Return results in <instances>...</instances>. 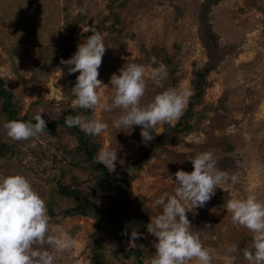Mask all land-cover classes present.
<instances>
[{"label": "rangeland", "instance_id": "rangeland-1", "mask_svg": "<svg viewBox=\"0 0 264 264\" xmlns=\"http://www.w3.org/2000/svg\"><path fill=\"white\" fill-rule=\"evenodd\" d=\"M110 1L0 0V79L13 96L18 117L31 119L43 110L42 118L51 123L72 109L75 114L96 115L109 124L103 134L90 139L97 147L96 153L101 147L117 148L115 171L105 169L110 173V182L124 186L137 201L135 207L136 204L126 200L129 209L127 217L121 218L125 227L122 242L125 251L138 248L143 253L142 264L155 253L156 238L146 229L150 217L159 211L152 207V201L161 192H173L169 175L177 170L192 171L188 157L212 151L217 158L216 166L229 174H238L239 183L232 188H217L203 207L190 209L187 218L194 230L201 232L204 246L215 250L213 264H248L239 253L235 259L224 255L226 245L237 242L239 248H244L252 237L247 229L231 222L223 203L233 195L248 192L264 199V0H220L211 6L210 24L219 46L213 54L215 65L203 77L197 103L190 107L192 95L174 124L190 110L187 115L190 128L166 136L159 146L158 137L174 126L163 124L151 141L142 142L140 126H133L131 131L111 128L118 109L93 112L75 110L71 105L74 98L71 88L76 80L61 63L63 54L72 47L71 57L86 39L72 42L76 36L87 33L82 26L100 25L108 15ZM204 1L130 0L118 8L115 12L119 23L114 27L106 23L107 29L102 31L106 34L107 48L98 79L108 85V89L101 90L103 95L111 98L110 76L119 74L127 58L129 62L145 65L154 58L153 67L159 63L167 67L168 77L162 87L148 81L145 101L163 88L181 83L193 92L195 73L213 63L198 34V13ZM81 7L84 14L76 11ZM6 121L0 103V141L13 147L5 158H0V175H26L45 199L53 223L62 225L76 240L72 253L58 254L56 264H76L81 256L95 264L92 251L95 237L101 244L99 264H138L134 256L123 258L106 218L97 233L91 217L64 215L83 199L101 210L112 206L101 195L102 182L89 171L90 163L84 156L72 158L71 152L77 146L75 139L57 128L46 130L35 140L12 141L2 127ZM151 148L149 159L134 169L133 162ZM72 160L80 166H73ZM127 175L132 176L130 182H117L116 179L126 181ZM60 187L78 190L83 196L66 198L59 193ZM137 214L138 220L133 221ZM133 231L139 234L135 240L131 237Z\"/></svg>", "mask_w": 264, "mask_h": 264}, {"label": "clouds", "instance_id": "clouds-1", "mask_svg": "<svg viewBox=\"0 0 264 264\" xmlns=\"http://www.w3.org/2000/svg\"><path fill=\"white\" fill-rule=\"evenodd\" d=\"M76 11L85 13L82 7ZM82 27L92 34L78 44L69 59L61 61L71 66L69 73H79L71 88L73 109L93 112L118 109V116L111 120V128L131 131L133 126H140L142 142L151 141L159 126H174L183 115L192 90L181 83L163 88L145 101L148 81L162 87L168 77L167 67L163 63L153 67L154 58L148 65L129 62L127 58L118 70L119 74L110 76L112 95L109 99L101 91L108 89V85L98 79V69L107 48L106 34L93 27ZM43 112L38 111L27 121L4 122L2 127L6 136L12 141L38 139L46 132ZM64 123L67 127H78L92 137L100 136L109 128V124L96 115L83 113L66 116ZM187 160L192 164V171L177 170L169 175L173 192H161L152 201V207L159 211L150 217L146 229L156 238L153 243L155 253L144 264H213L216 258L215 250L204 246L201 232L194 230L187 213L190 209L203 207L217 188H232L238 184L239 176L219 169L212 151L196 153ZM94 161L114 172L117 148L101 147ZM223 207L230 214L231 222L247 229L252 237L249 246L244 248H239L237 242L226 245L224 255L235 259L239 253L248 264H264V199L248 192L233 195L224 201ZM138 235L136 231L131 233L133 240ZM75 246L73 235L62 225L53 223L45 199L26 175H0V264H56L58 254L72 253ZM76 264H90V261L81 256Z\"/></svg>", "mask_w": 264, "mask_h": 264}, {"label": "trees", "instance_id": "trees-1", "mask_svg": "<svg viewBox=\"0 0 264 264\" xmlns=\"http://www.w3.org/2000/svg\"><path fill=\"white\" fill-rule=\"evenodd\" d=\"M130 0H112L110 1V5L107 7L108 15L104 18L103 21L100 22V25L93 26V28H96L97 30L104 31L107 29L106 23L110 27H114L116 24L119 23V17L118 14L115 12L118 8L124 7L127 2ZM220 2V0H205L201 6L198 13V20H199V29L198 34L201 40V43L203 47H205L207 51L208 58L210 59L212 65H208L206 68H204L203 71H197L195 73V79L193 81L194 88H193V98L194 101L190 103V107L195 105L197 103V100L201 96V85H203V77L207 72L212 69L215 65L214 63V56L213 54L215 52H218L219 46L217 45V38L218 36L215 34V32L212 30V26L210 24V8L213 5H216ZM92 33L91 31L78 35L75 38L72 39V42L81 40L83 38H86L87 36H90ZM72 47H68L66 51L63 54V60L69 59V53L71 51ZM64 67L67 69L71 67L70 65L63 64ZM72 79L76 80V77L78 76V72L71 73ZM0 103H1V111L2 113L7 117V120H30L28 117L23 116L22 118L18 117V113L15 109V104L13 103V96L12 94L4 88V82L2 79H0ZM193 104V105H192ZM75 110H78L75 109ZM187 112V113H186ZM185 112V116L181 118V120L175 125L172 129H167L168 131H164L160 137H158L156 141V145L159 146L163 139L166 136L171 135L172 133H181L182 131H185L190 128L189 123L187 122V115L190 114V110ZM68 115H76L75 112L72 109H69L67 111H64L62 116L55 119L51 123H46L45 131H53L57 128L64 129L69 135H71L76 143L77 146L74 150H72V158L75 157L78 158L80 156H84L86 159V162L90 163L89 171L91 174L96 175L100 182H102V191L101 195H103L105 198L109 199L112 203V206L106 210H101L100 208L96 207L94 203L87 199H83L76 207L72 209H68L64 212V215L74 216L79 215L82 217H91L94 219L95 224L97 226V233L99 232V229L102 228L103 219L106 218V221H108L111 224V231L115 235L116 242L118 243V247L121 251V255L124 259H130V257L134 256L136 257L138 264H142V256L143 253L138 249H128L125 251L124 244L122 242L123 235H124V223L122 222L121 218H125L128 215V209L129 206L126 203V200L129 199L132 201V203L136 204V199L128 192V190L124 186L120 185H114L110 182L109 176L110 173L106 172L105 166L100 163H95L94 156L96 155V145H94V141L90 139L89 135H85L84 132H82L78 127H67L64 123V118ZM13 147H10L0 141V158H5L8 152H12ZM153 152V149H149L145 154L140 156L137 160L133 162L134 169L140 168L141 164L144 163L149 159L150 153ZM74 157V158H75ZM75 167H79L77 163H74V160H72L71 163ZM93 176V175H92ZM117 182H130L132 180L131 175L126 176V181L116 179ZM59 193L66 198H80L83 196L80 191L75 190H69L67 187H60ZM100 194V192L98 193ZM133 221L138 220V214L133 216ZM94 248L93 251V258L95 261V264H99L100 260L102 259L101 254L99 251L101 250V244L98 242V240L93 239Z\"/></svg>", "mask_w": 264, "mask_h": 264}]
</instances>
